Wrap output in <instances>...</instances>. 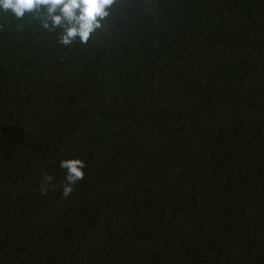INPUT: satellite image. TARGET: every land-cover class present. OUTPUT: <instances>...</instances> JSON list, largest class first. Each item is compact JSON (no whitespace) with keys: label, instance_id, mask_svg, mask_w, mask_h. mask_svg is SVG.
Masks as SVG:
<instances>
[{"label":"trees","instance_id":"16d2710c","mask_svg":"<svg viewBox=\"0 0 264 264\" xmlns=\"http://www.w3.org/2000/svg\"><path fill=\"white\" fill-rule=\"evenodd\" d=\"M59 33L0 12V264H264V0H117L87 45Z\"/></svg>","mask_w":264,"mask_h":264},{"label":"clouds","instance_id":"9594fccd","mask_svg":"<svg viewBox=\"0 0 264 264\" xmlns=\"http://www.w3.org/2000/svg\"><path fill=\"white\" fill-rule=\"evenodd\" d=\"M117 0H0V12L8 13L17 20L26 16L40 22L48 32L60 29L57 42L70 46L77 40L87 45L93 34L102 27V22L110 15ZM59 167L65 170L62 184L63 197H68L73 186L84 178L85 162L81 159H62ZM53 177L45 174L40 185V193L46 195Z\"/></svg>","mask_w":264,"mask_h":264}]
</instances>
